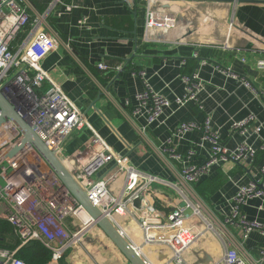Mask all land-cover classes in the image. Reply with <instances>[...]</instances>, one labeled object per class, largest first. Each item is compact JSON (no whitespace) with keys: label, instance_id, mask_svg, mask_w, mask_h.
Instances as JSON below:
<instances>
[{"label":"built area","instance_id":"obj_1","mask_svg":"<svg viewBox=\"0 0 264 264\" xmlns=\"http://www.w3.org/2000/svg\"><path fill=\"white\" fill-rule=\"evenodd\" d=\"M152 1L147 0L144 8L143 42H162L170 46L185 43L181 36L167 38L179 15L165 7H153ZM60 2L51 0L46 12L36 13L27 0H0V89L16 114L33 127L38 138L84 190L88 201L125 239L129 236L124 229L128 223L124 220H128L136 226L143 243H157L170 250L171 264H264V245L247 248L244 241L237 239L230 230V226H237L243 238L255 231L264 234V223L246 219L239 210L240 204L249 198H264V180L263 183L251 180L248 185L238 186L233 198L235 205L223 219L204 204L194 187L212 167L226 161L244 162L254 156L255 149L242 142L234 151H229L209 130L207 117L201 125L181 122L171 133L168 143L192 130H201L203 140L210 143L202 164L189 163L173 146H155L146 138L147 127L143 125L136 128L139 139L156 149L171 168L172 161L165 154L178 162L180 168L171 169L174 180L167 181L134 167L127 155L112 148L92 129L85 114L42 67L44 58L58 46L44 20L49 10ZM190 20L188 16L180 19L186 24ZM233 26L231 21L229 27ZM258 64L262 67L264 61L259 60ZM97 67L102 71L110 68L103 62ZM123 67V64H118L115 71L119 73ZM142 74L139 71L141 78ZM197 78L195 73L182 76L186 94L176 98V104L195 102L196 90L200 88ZM133 98L136 103L132 104L131 116L145 109L148 125L164 107L171 105L169 99L154 92L146 81ZM128 105L131 102L126 100L125 106ZM253 120L250 115L244 121L236 122L235 128L246 133ZM85 129H90L92 135L79 149L65 153L73 134ZM253 130L259 132L260 125ZM106 166L110 169L99 176ZM261 172L264 178V164ZM120 177L121 184L113 188ZM154 183L168 185L177 195V202L168 212L160 211L155 205ZM137 198L139 205L135 207L133 202ZM1 216L11 225L19 245L14 250L0 248V264H30L17 258L15 252L31 240L39 241L51 251V255H57L56 262L67 249L80 244L89 230L96 226L91 215L61 184L32 146L22 142L21 132L9 118L0 121ZM205 236L214 239L218 251L213 249L214 246L210 247Z\"/></svg>","mask_w":264,"mask_h":264},{"label":"crops","instance_id":"obj_2","mask_svg":"<svg viewBox=\"0 0 264 264\" xmlns=\"http://www.w3.org/2000/svg\"><path fill=\"white\" fill-rule=\"evenodd\" d=\"M42 1L44 4L45 0ZM50 3L48 0L44 12ZM146 4L147 0H61L49 10L44 20L58 46L44 58L42 67L85 114L95 132L112 148L127 155L134 167L159 179L174 180L171 169H179L180 164L165 154L172 161L171 168L156 149L140 140L136 133L138 126L147 127L146 138L155 146H173L184 160L194 164H202L206 159L210 143L203 140L201 130L189 131L168 143L171 133L181 122L201 125L207 117L209 130L229 151H234L242 142L255 149L252 158L240 163L221 162L203 177L215 179L217 189L212 193L205 190L204 195H199L204 204L223 219L235 205L233 198L238 186L248 185L251 180L260 183L264 180L261 172L264 164V66L258 64L259 60L264 61V3L152 1L153 7H165L179 15L167 36L168 39L184 38L185 43L176 46L143 42ZM187 11L191 19L188 24L180 21ZM231 21L234 26L230 28ZM130 59L142 68L143 78L123 68L119 73L114 70L115 74L107 85L102 86L87 67L92 66L102 75L104 71L98 69V63L103 62L115 69L118 60ZM191 59L195 61L193 71L182 73L187 60ZM193 73L200 82L195 102L176 104L175 99L186 94L182 76ZM143 81L171 103L149 125L145 109L132 117L130 106H125L126 100L131 106L136 103L133 96L143 89ZM250 115L254 120L250 122L248 132L242 133L235 128L236 122L244 121ZM257 125H260L259 132L253 130ZM92 133L85 129L78 136L73 135L66 150L79 149ZM109 169L110 166H106L98 175ZM115 187L118 186L115 184ZM152 187L155 205L160 211L168 212L177 202L176 193L162 183H154ZM239 210L246 219L264 223V198H249L240 204ZM124 221L128 223L124 227L129 236L127 240L148 264L151 263L146 250L159 264H171L168 248L156 243L153 246L161 248L154 251L150 248L152 244L142 242L136 226ZM73 224L77 225L76 222ZM230 230L237 239L244 241L247 248L264 245L261 232H251L243 238L237 226H230ZM205 238L210 247L219 250L214 239ZM164 248L168 251L166 256L162 255L166 254ZM81 256L80 250H71L68 258L75 263ZM119 257L111 259V263L128 264L124 258L119 263ZM84 264L90 263L84 260Z\"/></svg>","mask_w":264,"mask_h":264},{"label":"water","instance_id":"obj_3","mask_svg":"<svg viewBox=\"0 0 264 264\" xmlns=\"http://www.w3.org/2000/svg\"><path fill=\"white\" fill-rule=\"evenodd\" d=\"M193 2H224V3H264V0H187ZM0 121L9 118L16 125L22 134V142L28 143L36 151V153L44 160L48 167L55 173L61 184L68 189L71 195L85 208L91 215L96 226H98L104 234L112 241L121 255L128 264H148L141 254L125 239L117 230V228L105 217L102 216L100 210L93 206L87 199L82 188L73 179L59 158L50 151L44 143L35 134L34 129L25 120L21 119L15 112L12 104L7 100L0 89ZM135 207L139 205V199L133 202Z\"/></svg>","mask_w":264,"mask_h":264},{"label":"trees","instance_id":"obj_4","mask_svg":"<svg viewBox=\"0 0 264 264\" xmlns=\"http://www.w3.org/2000/svg\"><path fill=\"white\" fill-rule=\"evenodd\" d=\"M33 8L37 9L38 13H43L44 8L48 2V0L43 1L41 0V3L39 0H27ZM63 1V0H62ZM65 1V0H64ZM139 50V49H138ZM137 50V52H139ZM118 64H123L124 71L132 72L135 75H138L139 71H141L142 68H139L140 66L137 64H133L132 60H118ZM187 66L182 69V73H190L193 71L195 66V61L193 59L187 60ZM88 69L94 73V75L97 77L99 83L102 86L107 85L108 80L112 78V76L115 74L114 68H109L108 70L104 71V74H98L96 72V69L92 66H87ZM139 76V75H138ZM128 109L132 110V106ZM195 190L198 194L204 195L205 190L209 192H213L217 189V184L215 182V179L212 178H201L196 184H195ZM19 245V239L15 236V234L12 231L11 225L5 220L4 217H0V248L3 249H9L14 250ZM15 256L17 258H20L30 264H54L52 260L51 251L43 246L39 241L37 240H31L25 245L19 247L16 252Z\"/></svg>","mask_w":264,"mask_h":264},{"label":"rangeland","instance_id":"obj_5","mask_svg":"<svg viewBox=\"0 0 264 264\" xmlns=\"http://www.w3.org/2000/svg\"><path fill=\"white\" fill-rule=\"evenodd\" d=\"M189 16V11H187V14L183 17ZM191 22V20H190ZM73 135L78 136L79 133H75ZM65 153H68V151L65 149ZM122 177H120L117 182L116 186H119L121 184ZM187 213L189 214L190 211L188 210ZM153 246V245H152ZM155 247V248H154ZM151 249L158 250L156 248H161V246L154 245L153 247H150ZM74 250H80L82 253V256L75 262V263H82L84 264V260L88 261L90 264H112L111 259H113L116 256H120L118 261L119 263H122L124 261V257L121 255V253L118 251L116 246L112 243V241L104 234V232L98 227H94L88 235L82 239L81 244L77 247H74L71 249ZM71 250H67L60 260L58 262H53L54 264H69L73 263L74 261L70 260L68 257L70 256ZM163 251H166L165 253H162V255L166 256L168 254V251L164 248ZM150 252V251H149ZM148 250L145 251L146 256L148 257L151 264H159V262L155 259V257L152 254H149ZM124 258V259H123ZM161 261V260H160ZM73 263V264H75Z\"/></svg>","mask_w":264,"mask_h":264},{"label":"bare ground","instance_id":"obj_6","mask_svg":"<svg viewBox=\"0 0 264 264\" xmlns=\"http://www.w3.org/2000/svg\"><path fill=\"white\" fill-rule=\"evenodd\" d=\"M56 256H57V255H53V254H52V260H54V261H55V259H56Z\"/></svg>","mask_w":264,"mask_h":264}]
</instances>
